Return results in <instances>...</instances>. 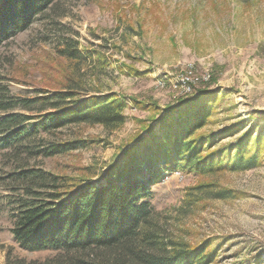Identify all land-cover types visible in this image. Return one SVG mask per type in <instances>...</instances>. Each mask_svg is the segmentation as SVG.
<instances>
[{
    "label": "rangeland",
    "instance_id": "rangeland-1",
    "mask_svg": "<svg viewBox=\"0 0 264 264\" xmlns=\"http://www.w3.org/2000/svg\"><path fill=\"white\" fill-rule=\"evenodd\" d=\"M67 39L105 55L110 65L98 78L95 65L89 66L86 80L128 104L127 122L113 133L84 124L43 134L46 148L75 146L37 159L54 176L84 180L95 173L97 182L132 141L146 136L142 122L149 123L153 105L163 109L200 89L218 94L202 132L219 136L220 147L236 145L250 129L264 135V0H56L29 29L0 46V104L4 94L31 96L47 86L45 57ZM229 129L236 130L224 135ZM262 143L259 165L246 171L167 173L149 197L167 236L189 246L209 243L217 251L213 264H264ZM6 171L0 157V175ZM7 195L0 187V207ZM12 228L10 213L0 212V264L43 262L57 254L23 250Z\"/></svg>",
    "mask_w": 264,
    "mask_h": 264
},
{
    "label": "trees",
    "instance_id": "trees-1",
    "mask_svg": "<svg viewBox=\"0 0 264 264\" xmlns=\"http://www.w3.org/2000/svg\"><path fill=\"white\" fill-rule=\"evenodd\" d=\"M55 1L0 0V46L29 29ZM44 62L47 86L31 96L2 97L0 157L7 171L0 175V187L8 195L0 212L10 213L12 236L23 250L57 254L43 262L18 258L8 264H213L217 251L209 243L189 246L167 236L149 200L152 189L167 173L202 177L255 168L264 135L250 129L236 145L220 147L219 136L202 132L218 94L200 89L163 109L153 105L149 123L142 122L146 136L132 141L97 182L95 173L84 180L54 176L40 169L37 159L75 146L46 148L43 134L84 124L113 133L125 126L128 104L88 85L89 66L95 65L92 75L98 78L110 65L102 52L67 39Z\"/></svg>",
    "mask_w": 264,
    "mask_h": 264
},
{
    "label": "built area",
    "instance_id": "built-area-1",
    "mask_svg": "<svg viewBox=\"0 0 264 264\" xmlns=\"http://www.w3.org/2000/svg\"><path fill=\"white\" fill-rule=\"evenodd\" d=\"M209 78L208 77H204V80L203 81H207ZM183 85L186 87V86H188L187 87V89H188V91H191L192 90V87H191V84H187L186 82L185 83H183Z\"/></svg>",
    "mask_w": 264,
    "mask_h": 264
}]
</instances>
